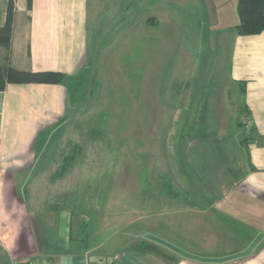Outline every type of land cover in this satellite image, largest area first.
Instances as JSON below:
<instances>
[{
	"label": "rangeland",
	"instance_id": "1",
	"mask_svg": "<svg viewBox=\"0 0 264 264\" xmlns=\"http://www.w3.org/2000/svg\"><path fill=\"white\" fill-rule=\"evenodd\" d=\"M173 1L156 5L163 22L156 32L146 23L145 40L133 37L138 32L133 24L121 25L119 37L115 29L114 38L102 39L104 52L95 65L85 66L83 83L70 90L58 129L39 139L35 166L24 178L35 196L25 203L41 239L49 234L44 223L56 228L64 214L71 215L72 239L79 226L87 234L108 225L107 247L154 224L165 232L173 214L164 196L185 205L188 188L204 193L205 169L211 179L220 168L233 180L228 161H247L245 151H236L245 112L233 111L242 105L228 77L235 34L227 31L238 23L237 0ZM164 43L172 51L164 53ZM74 144L81 154L56 178ZM178 217L189 223L187 215ZM148 231L145 236L153 235ZM50 234L52 241L55 233ZM149 255L139 258L149 261Z\"/></svg>",
	"mask_w": 264,
	"mask_h": 264
},
{
	"label": "crops",
	"instance_id": "2",
	"mask_svg": "<svg viewBox=\"0 0 264 264\" xmlns=\"http://www.w3.org/2000/svg\"><path fill=\"white\" fill-rule=\"evenodd\" d=\"M8 1L0 0V27ZM163 2L31 0L29 9L28 0H15L9 63L17 70L57 71L75 77L104 52L103 38H114L115 29L119 37L121 25L125 29L126 24L138 26L133 36L138 40L148 34L146 23L151 31L160 29L163 19L155 7ZM150 8L153 12L148 13ZM155 32L158 39H168ZM227 32L235 34L228 77L242 105L233 111L237 115L243 110L247 122L242 139L236 138V151H245L247 161L239 159L235 165L228 161L233 180L220 168L211 179L205 169L204 193L188 188L185 205L178 204L176 197L164 196L168 204L172 202L168 208L173 214L171 228L167 225L161 232L154 224L138 229L131 240L118 241L116 248L107 247L108 225L91 227L87 234L85 226H79V234L72 239L69 214L56 228L51 221L44 223L49 234L55 233L53 242L51 234L40 238L35 215L25 203L33 193L29 178L24 177L35 166L41 136L66 115L67 91L61 85L11 84L0 92V264H264V31L251 36ZM164 46V53L172 51ZM5 57L0 48V65ZM179 214L187 215L189 223ZM122 230L124 236L125 227ZM147 230L153 235L145 236ZM147 254L151 260L139 258Z\"/></svg>",
	"mask_w": 264,
	"mask_h": 264
},
{
	"label": "trees",
	"instance_id": "3",
	"mask_svg": "<svg viewBox=\"0 0 264 264\" xmlns=\"http://www.w3.org/2000/svg\"><path fill=\"white\" fill-rule=\"evenodd\" d=\"M14 1L15 0L8 1L5 23L0 27V48L4 49L6 52L5 64L0 65V92L4 91L5 88L11 84L61 85L66 89L67 97L70 101L71 96H73L71 94L73 92L70 90L75 88L77 89V87L84 81V78L79 81L81 79L82 72L75 77H70L57 71H22L17 70L10 65L9 58L12 48L13 25L15 18ZM27 7L30 9L31 0H28ZM236 11L238 23L232 28V30H234L237 35L251 36L260 34L264 31V0H237ZM239 126H241V123ZM58 127L59 125L55 126L51 130H57ZM81 152L82 147L80 145H72L69 153L63 157L61 162L62 164H60L57 169L55 177H64Z\"/></svg>",
	"mask_w": 264,
	"mask_h": 264
}]
</instances>
